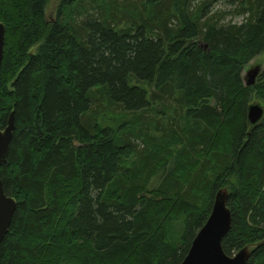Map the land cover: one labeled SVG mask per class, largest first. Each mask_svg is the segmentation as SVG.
Masks as SVG:
<instances>
[{
    "label": "trees",
    "instance_id": "1",
    "mask_svg": "<svg viewBox=\"0 0 264 264\" xmlns=\"http://www.w3.org/2000/svg\"><path fill=\"white\" fill-rule=\"evenodd\" d=\"M49 1L0 0L16 203L0 264H181L227 187L223 252L264 264V117L247 123L264 70L241 77L264 56V0H59L54 22ZM109 113L135 120L103 127Z\"/></svg>",
    "mask_w": 264,
    "mask_h": 264
},
{
    "label": "water",
    "instance_id": "2",
    "mask_svg": "<svg viewBox=\"0 0 264 264\" xmlns=\"http://www.w3.org/2000/svg\"><path fill=\"white\" fill-rule=\"evenodd\" d=\"M5 28L0 23V70L3 60ZM205 48V46H203ZM260 67L253 68L245 83L246 87L255 85ZM264 117V108L251 104L247 108V123L251 129ZM14 131L13 114H10L7 127L0 130V166L6 162L9 146ZM228 192L225 188L215 193L211 213L193 239L188 254L181 264H246L251 257L250 248L245 247L232 256H227L222 249L221 241L231 228V213L227 207ZM16 211L14 200L4 193L0 179V245L8 233Z\"/></svg>",
    "mask_w": 264,
    "mask_h": 264
},
{
    "label": "rangeland",
    "instance_id": "3",
    "mask_svg": "<svg viewBox=\"0 0 264 264\" xmlns=\"http://www.w3.org/2000/svg\"><path fill=\"white\" fill-rule=\"evenodd\" d=\"M80 2H82V5H87L89 2L88 0H80ZM58 5H59V0H50L49 1V5H48V8H47V11H46V15H47V19L50 21V22H54L55 19H56V12H57V9H58ZM87 8H88V5H87ZM90 8V7H89ZM88 8V11H89V14L90 15H93V13L95 12L94 10L92 9H89ZM217 10H220L221 12H223L224 14V23H228L230 21L232 22H241V17H234V16H231L230 15V6H227V4L221 2V3H217L215 8L213 9V11H217ZM85 19L84 17L81 20ZM36 50L33 49L32 52L34 53ZM255 67H260V73L259 75L257 76L256 78V82H255V85L257 83V80L260 76V74L262 73V71L264 70V56H259L258 58L254 59L253 61H251L249 64H247L245 66V68L243 69L242 71V81H243V84L245 85L247 79H248V76L247 74H249V72L255 68ZM252 102L249 104H259L262 108H264L263 106V103L258 100V98L254 97L252 98ZM122 117V118H121ZM135 117V116H134ZM133 116H126L124 117L123 114H113V113H109L107 114L105 117L101 118L100 119V123H102L101 125L103 127H116V126H120L122 123L126 124V123H132V121L135 120ZM138 124L135 126L137 127ZM228 189V192H230V187H227ZM172 234H171V237H170V241L169 243L171 245H176V244H179L180 243V239H181V235H182V226L181 224H175L173 229H172Z\"/></svg>",
    "mask_w": 264,
    "mask_h": 264
}]
</instances>
